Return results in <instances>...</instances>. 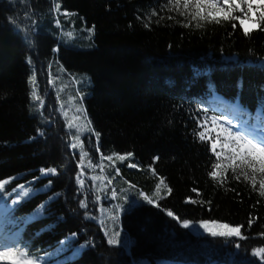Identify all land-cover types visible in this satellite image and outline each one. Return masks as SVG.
I'll use <instances>...</instances> for the list:
<instances>
[{
	"label": "trees",
	"instance_id": "trees-1",
	"mask_svg": "<svg viewBox=\"0 0 264 264\" xmlns=\"http://www.w3.org/2000/svg\"><path fill=\"white\" fill-rule=\"evenodd\" d=\"M197 2L0 0V204L16 201L8 216L20 247L41 264H264L254 255L264 249V178L247 167L249 179L240 168L234 173L231 160L217 159L212 141L198 136V122L207 121L206 136L217 137L213 91L264 117V5L249 12L237 0L243 12L230 16L246 13L245 27L259 25L245 35L239 20L215 11L217 23L205 1L199 9ZM59 71L73 82L51 83ZM79 78L88 85L77 89ZM78 91L90 121L82 139L89 156L132 154L118 174L114 166L107 173L108 192L124 212L105 229L111 238L113 228L122 230L129 251L108 244L103 226L89 218L98 206L78 182L79 153L60 113ZM53 168L56 174L41 172ZM212 170L226 181L213 179ZM145 195L154 203L142 201ZM184 220L242 226L244 238L196 234Z\"/></svg>",
	"mask_w": 264,
	"mask_h": 264
},
{
	"label": "snow or ice",
	"instance_id": "snow-or-ice-1",
	"mask_svg": "<svg viewBox=\"0 0 264 264\" xmlns=\"http://www.w3.org/2000/svg\"><path fill=\"white\" fill-rule=\"evenodd\" d=\"M179 0H177V3ZM243 3L247 5V9L249 12L253 9V4H260L264 5V0H242ZM223 3L225 5H228V10L225 11L224 8L218 7L217 3L215 2H209V0H205V6L209 8L216 9L218 13H223V19H234L239 20L241 27L243 28V32L245 35H248L250 31H252L254 28L259 27L258 24H253L252 28L245 27L244 26V20L247 17V14L245 13L243 18L242 17H234L230 16V13L234 10H240L243 12V9L241 7V3L237 2V0H223ZM187 2L185 3V8H187ZM200 0H198L196 7L200 8ZM234 6V7H233ZM199 15V12L197 13ZM209 17L212 20H215V22L219 23V19L216 16H213L212 13H209ZM196 17L193 16V19ZM203 18V17H202ZM261 19L264 20V11L261 12ZM233 27H235V24H233ZM35 78H31V82L34 83ZM33 97L36 99H39V97L36 96V93L33 92ZM236 107L239 109V105H236ZM241 114H243V110L240 109ZM212 125L215 127L216 122L218 121V117H211ZM207 121L198 122V127L204 128V131H200L198 133L199 139L201 141H204L206 139L211 140V150L213 153L217 156V159L220 158L222 153L216 152L217 146L220 145L222 149L228 151L231 153V156H226V159L231 160V163L228 165L229 168L235 173L237 168L242 169L241 175L244 176L245 179H249L248 173L246 171H243L244 167L252 169L253 173L256 171H259L261 173H264V120H261L260 122L256 124H251L247 121H242V126L236 128L233 130L231 127L224 128L222 125L217 130V137L216 139H212V137L206 136V132L208 131L207 128H205V125L207 124ZM231 123V122H229ZM223 131L227 135L224 137V143L220 144V136L219 132ZM73 148L76 147L75 144L71 145ZM99 150V149H97ZM86 153L82 152L81 159L86 156ZM128 156H131L132 154H127ZM125 156H120V160H124ZM106 159L111 160V157H107ZM154 159H158L154 158ZM239 161V163H237ZM134 164H129V167H135ZM221 167L220 164H216L214 166V169H219ZM103 170V169H101ZM154 171V170H153ZM41 172L43 174H56V169H41ZM117 174L119 173V169H116ZM209 175L213 179H219V182L223 184L227 177L226 175L221 179L218 172L215 170H212L209 172ZM78 182L80 184H83V180L78 176L77 177ZM235 179L239 180L240 176H235ZM50 183V182H49ZM161 184L164 183L163 180L160 182ZM166 186V185H165ZM253 187H255V180L253 178ZM160 185H157V192L159 191ZM260 195L264 196V181H261L260 183ZM168 191L170 192L171 189L169 188ZM193 191H196L193 189ZM27 194V193H26ZM144 200H146L148 203H154L152 200L149 199L148 196H143ZM0 200H2V197H0ZM195 202V201H192ZM15 203V201L13 202ZM81 206L86 207V205L81 201ZM40 211L38 210L35 215H39ZM167 215L173 216L172 211H168ZM176 218V217H174ZM178 219V218H177ZM190 221L184 220L182 222V226L184 228H188L190 226ZM252 221L249 220V225H251ZM200 228L204 229L206 233L211 235L212 237H225V238H231V237H237L243 239V235L241 233V227L242 226H231L226 223H216V222H207V221H201L199 224ZM116 235H119L118 233ZM118 243V240L115 238H110L108 240V244L115 245ZM237 247L239 245L237 244ZM254 255H262L264 256V249H258L254 251ZM0 257L7 258L11 257V260H6L4 264H41V258L39 257H31L30 252L27 250V246H25L23 249L20 247V243L18 242V234L15 235H9L5 232L4 227L2 224H0Z\"/></svg>",
	"mask_w": 264,
	"mask_h": 264
},
{
	"label": "rangeland",
	"instance_id": "rangeland-1",
	"mask_svg": "<svg viewBox=\"0 0 264 264\" xmlns=\"http://www.w3.org/2000/svg\"><path fill=\"white\" fill-rule=\"evenodd\" d=\"M205 1V0H203ZM209 2H215L216 0H209ZM205 3V2H204ZM221 3H223V0H221ZM224 4V3H223ZM218 7H220L219 4H217ZM216 9L213 8H209L207 7V12L208 13H212V14H216L217 12H215ZM259 64H262L261 62ZM88 78V77H87ZM87 78H84V81H82L80 78L77 79V89H81L82 87H86L88 85L87 83ZM51 83L54 84H64L67 85V83H72V79L71 77H66L63 75L62 71L58 72V76L54 77L53 79L50 80ZM79 81H82L81 83H79ZM62 86H59V88H61ZM69 88V87H67ZM66 88V89H67ZM64 89V87H63ZM69 90V89H68ZM84 92V91H82ZM81 91H78L77 93V97L74 99V101H68V103H66L61 109H60V113L63 116V118L66 121V125L67 128L70 130L71 134H72V142L71 145L75 144L76 147L72 148V150H75L76 152L79 153V165H80V169H79V177L83 180V184H81L84 188H85V192H88V190L92 191L94 194L93 197V201H95L97 203L98 206V215L92 216L90 215L89 218L90 219H96L97 222H99L102 226L103 229L105 230L106 227L108 226L106 223H108L109 225H112L113 222H115L117 220V218L120 216V214H122L124 211H122L121 209L123 208L122 204H120V202L118 201V199L112 197L110 195V192H108V188H109V181L111 180V178H113V175H108L107 173H109L110 170V166H114L116 169H119V171L121 170L117 165L121 162H123L125 159L128 158L127 155H122L125 156L126 158L124 160H120L119 157L121 155H111L109 157H111V160L106 159L107 157L102 156L101 160H94L92 157L89 156L88 152H86L84 150L83 147V137L85 135H88L91 132L90 129V121L88 119L86 110H85V106H84V95ZM89 94V93H88ZM44 94L41 95V101ZM56 100V97H55ZM78 100V101H77ZM217 101V100H215ZM220 110V108L218 109ZM49 114L53 112V110L50 108L48 110ZM231 115L230 117H226L225 115H221L224 117V120L221 121L222 125H225L227 128L231 127L233 130H235L238 127L242 126V121H247L249 123L250 120H248V116H245V114H241L240 111H238L237 107L233 106L231 108ZM261 121V120H260ZM231 122V123H229ZM258 123V122H257ZM221 134L220 139V144H223L224 141V137L227 135L225 132L220 131L219 132ZM218 148V153H222L221 157H226V156H231V153L222 149V147L220 145L217 146ZM83 153H86L87 155L84 156L83 159H81V155ZM103 169V170H101ZM259 173V175H261V177L264 178V173H261L259 171H256ZM161 180H158L156 186H155V192L156 194H159V198L162 197V189H163V184L160 183ZM160 185L159 191L157 192V185ZM142 201H145L144 198L142 199ZM126 203V201H124ZM139 201H135V204H138ZM0 211H2V207H0ZM122 211V212H121ZM119 214L118 217L115 214ZM2 221V220H1ZM113 221V222H112ZM203 221H207V222H216V223H223V222H218V221H209V220H203ZM190 226L188 227L189 229H191L194 233L196 234H208L204 231V229L200 228L199 224L201 221H190ZM227 224V223H226ZM230 225V224H229ZM234 226V225H231ZM106 232V230H105ZM107 233V232H106ZM119 235H116V234ZM112 236L118 240L117 244H121L125 247V249L127 251H129L130 248V239L122 232V230L120 229H112L111 232ZM9 235H13V234H9ZM107 238L108 240L111 238L109 237L108 233H107ZM112 237V238H113ZM258 250V249H257ZM257 258L264 260V256L262 255H255ZM1 260H9V258H3L0 257V261ZM136 264H189V263H182V262H175V261H165V260H157L154 263L149 261L148 259H141L140 261L136 262Z\"/></svg>",
	"mask_w": 264,
	"mask_h": 264
}]
</instances>
